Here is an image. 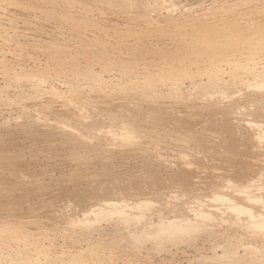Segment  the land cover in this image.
I'll use <instances>...</instances> for the list:
<instances>
[{"label": "rangeland", "instance_id": "1", "mask_svg": "<svg viewBox=\"0 0 264 264\" xmlns=\"http://www.w3.org/2000/svg\"><path fill=\"white\" fill-rule=\"evenodd\" d=\"M261 100L264 0H0V264H264Z\"/></svg>", "mask_w": 264, "mask_h": 264}, {"label": "bare ground", "instance_id": "2", "mask_svg": "<svg viewBox=\"0 0 264 264\" xmlns=\"http://www.w3.org/2000/svg\"><path fill=\"white\" fill-rule=\"evenodd\" d=\"M106 1H107V0H106ZM108 1H109V0H108ZM118 9H120V7H119ZM121 9H122V8H121ZM261 85H262V84H261ZM227 94H228V93H227ZM261 101L264 102V100H261ZM261 101H259L260 104H262ZM254 103H255L256 105H258V101L256 102V100H255ZM101 105H102V104H101ZM263 105H264V104H263ZM263 105H261L262 110H264V109H263ZM244 106H245V105H244ZM259 107H260V106H258V108H257V106H255V108H253L254 110H252V112H251L250 114H249V112H247V110H249V109L247 108V110H246V109L244 108V113L246 112V115H247V114H248V115H251L252 118H253V120H254V117H255L254 115H255V114L257 115V113H255L254 111H255V109H256V110H257V109L261 110V108H259ZM215 108H216V107H215ZM218 108H219V107H218ZM221 108H222V107H221ZM225 108H226V107H225ZM240 108H241V107H240ZM242 108H243V106H242ZM106 110H107V109H106ZM115 110H116V109H115ZM131 110H132V109H131ZM138 110H139V109H138ZM194 110H195V109H194ZM194 110H193V111H194ZM238 110H241V109H238ZM245 110H246V111H245ZM259 110H258V111H259ZM129 111H130V110H129ZM193 111H192V112H193ZM225 111H226V110H225ZM249 111H251V110H249ZM109 112H110V110H109ZM137 112H138V111H137ZM137 112H136V113H137ZM146 112H147V111H146ZM149 112H150V111H149ZM151 112H152V111H151ZM210 112H211V111H210ZM210 112H209V113H210ZM223 112H224V111H223ZM227 112H228V111H227ZM227 112H226V113H227ZM230 112H231V113H234V115H236V112H235V111L232 112V109H231ZM241 112H242V113H240V111H239V112L237 111V115L239 116V113H240V115L244 114V113H243V109H242ZM259 112H260V111H259ZM259 112H258V114H259ZM136 113H135V114H136ZM218 113H219V111H218ZM221 113H222V112H221ZM224 113H225V112H224ZM224 113H223V114H224ZM254 113H255V114H254ZM261 113H262L261 115H263L264 111L261 112ZM132 114H133V113H131V115H132ZM138 114H139V113H138ZM189 114L191 115V113H189ZM193 114H195V113H193ZM193 114H192V116H193ZM223 114H221V115H223ZM228 114H230V113L228 112ZM252 114H254V115H252ZM113 115H114V114H113ZM127 115H128V112H127ZM131 115L125 116L124 119H125L126 121L129 120ZM170 115H171V114H170ZM170 115H169V116H170ZM184 115H185V114H184ZM187 115H188V114H187ZM230 115H231V114H230ZM230 115H229V116H230ZM234 115H233V116H234ZM237 115H236V118L238 117ZM244 115H245V114H244ZM248 115H247V116H248ZM134 116H135V115H134ZM137 116H139V115H137ZM144 116H145V115H144ZM148 116H149V115H148ZM155 116H156V114H155ZM155 116H154V118H155ZM157 116H158V115H157ZM162 116H164V115H162ZM178 116H179V115H178ZM215 116H216V115H215ZM219 116H220V115H219ZM227 116H228V115H227ZM247 116H246V117H247ZM253 116H254V117H253ZM258 116H260V114H259ZM258 116H256V117H258ZM107 117H108V116H107ZM112 117H113V116H112ZM128 117H129V118H128ZM167 117H168V116H167ZM167 117H166V120H167ZM182 117H183V116H182ZM184 117H185V116H184ZM199 117H201V116H199ZM210 117H211V116H210ZM212 117H214V116H212ZM242 117H244V116H242ZM242 117H241V118H242ZM248 117H249V116H248ZM256 117H255V119H256ZM152 118H153V117H152ZM154 118H153V119H154ZM160 118H161V117H160ZM173 118H174V117H173ZM192 118H194V117H192ZM202 118H203V117H201V119H202ZM205 118H206V117H204V119H205ZM214 118H215V117H214ZM225 118H227V117H225ZM225 118H224V119H225ZM244 118H245V117H244ZM261 118H262V117H261ZM263 118H264V117H263ZM133 119H134V117H133ZM168 119H169V118H168ZM187 119H188V118H187ZM196 119H199V118H195V120H196ZM219 119H220V118H219ZM229 119H230V117H229ZM233 119H234V117H233ZM249 119H250V118H249ZM257 119H258V118H257ZM259 119H260V118H259ZM259 119H258V120H259ZM108 120H109V119H108ZM131 120H132V119H131ZM190 120H191V118H190ZM212 120H213V119H212ZM214 120H215V119H214ZM237 120H238V119H237ZM143 121H144V120H143ZM145 121H146V119H145ZM153 121H155V120H153ZM163 121H164V120H163ZM177 121H178V120H177ZM191 121H192V120H191ZM197 121H198V120H197ZM197 121H196V122H197ZM200 121H201V120H200ZM217 121H218V120H217ZM217 121H215V122H217ZM219 121H220V120H219ZM225 121H226V120H225ZM232 121H233V120H232ZM235 121H236V120H235ZM239 121H240V120H239ZM251 121H252V120H251ZM127 122H128V121H127ZM133 122H134V121H133ZM166 122H168V121H166ZM204 122H207V120L204 121ZM204 122H201V124L204 123ZM210 122H211V121H210ZM233 122H234V121H233ZM233 122H230L231 125L233 124ZM28 123H29V122H28ZM128 123H129V122H128ZM208 123H209V122H208ZM142 124H143V123H142ZM149 124H150V123H149ZM157 124H158V123H157ZM187 124H188V122H187ZM235 124H236V123H235ZM150 125H151V124H150ZM191 125H193V124H191ZM202 125H203V124H202ZM209 125H210V124H209ZM224 125H225V124H224ZM228 125H229V124H228ZM228 125H227V126H228ZM236 125H237V124H236ZM236 125H235V128H236ZM28 126H29V125H28ZM148 126H149V125H148ZM173 126H174V125H173ZM193 126H195V125H193ZM200 126H201V125H200ZM211 126H213V125H211ZM219 126H220V125H219ZM227 126H226V127H227ZM229 126H230V125H229ZM26 127H27V126H25V128H26ZM50 127H51V126H50ZM50 127H49V128H50ZM231 127L233 128V127H234V124H233ZM30 128H31V127H30ZM49 128H48V129H49ZM88 128H89V127H88ZM90 128H91V127H90ZM181 128H182V127H181ZM184 128H185V127H184ZM191 128H192V127H191ZM199 128H200V127H199ZM203 128H204V127H203ZM232 128H231V129H232ZM23 129H24V128H23ZM28 129H29V127H28ZM58 129H59V128H58ZM204 129H205V128H204ZM207 129H208V128H207ZM207 129H206V130H207ZM215 129H216V128H215ZM221 129H222V127H221ZM223 129H224V128H223ZM225 129H226V131H227V128H225ZM229 129H230V128H229ZM231 129H230V130H231ZM83 130H84V129H83ZM91 130H92V129H91ZM126 130H127V129H126ZM130 130H131V129H130ZM139 130H140V129H139ZM173 130H174V129H173ZM175 130H176V129H175ZM179 130H180V129H179ZM183 130H184V129H183ZM186 130H187V129H186ZM189 130H190V128H189ZM194 130H195V128H193L192 132H193ZM219 130H220V129H219ZM26 131H27V130H26ZM54 131H56V130H54ZM68 131H69V130H68ZM143 131H144V130H143ZM180 131H181V130H180ZM175 132H177V130L174 131V133H175ZM192 132L190 131L189 133H192ZM199 132H203V131H199ZM218 132H219V131H217V133H218ZM229 132H230V131H229ZM229 132L227 131V133H229ZM232 132H233V131H232ZM234 132H235V131H234ZM52 133H53V132H52ZM64 133H65V132H64ZM66 133H67V132H66ZM129 133H130V131H129ZM189 133H188V135H189ZM195 133H196V132H195ZM195 133H194V134H195ZM207 133H208V131H207ZM211 133H212V132H211ZM224 133H225V132H224ZM54 134H56V133H54ZM166 134H167V133H166ZM181 134H182V133H181ZM186 134H187V133H186ZM194 134H193V136H194ZM220 134L223 135V133H220ZM230 134H231V133H230ZM232 134L235 136V133H232ZM67 135H69V134H67ZM90 135H91V134H90ZM177 135H178V134H177ZM179 135H180V134H179ZM201 135H203V134L201 133ZM204 135H205V134H204ZM64 136L66 137V135H64ZM195 136H196V134H195ZM198 136H199V135H198ZM210 136H211V134H210ZM212 136H213V135H212ZM230 136H231V135H230ZM60 137H62V135H61ZM68 137H69V136H68ZM72 137H73V136H72ZM188 137H189V136H188ZM188 137H186V138H188ZM73 138H74V137H73ZM186 138H185V139H186ZM196 138H197V137H196ZM214 138H215V137H214ZM234 138H235V137H234ZM70 139H71V138H70ZM204 139H205V137L203 138L201 144H203L204 142H206V141H204ZM206 139H207V138H206ZM235 139H236V138H235ZM59 140H60V139H59ZM63 140H64V139H63ZM72 140H73V139H72ZM112 140H113V139H112ZM194 140H195V139H194ZM211 140H212V139H211ZM218 140H220V139H218ZM218 140H217V141H218ZM236 140L239 142V140H241V139H239V140L236 139ZM236 140H235V141H236ZM60 141H61V140H60ZM64 141H65V140H64ZM64 141H63V142H64ZM66 141H67V140H66ZM70 141H71V140H70ZM185 141H186V140H185ZM207 141H208V140H207ZM222 141H223V140H222ZM225 141H226V140H225ZM242 141H243V140H242ZM44 142H45V141H44ZM61 142H62V141H61ZM209 142H210V141H209ZM209 142H208V143H209ZM232 142H233V141H232ZM67 143H68V142H67ZM72 143H73V142H72ZM212 143H214V142H212ZM212 143H211V145H212ZM223 143H225V142L223 141ZM239 143H240V142H239ZM46 144H47V143H46ZM55 144H56V143H55ZM63 144H64V143H63ZM77 144H78V141H77ZM216 144H217V143H216ZM233 144H234V143H233ZM51 145H52V143H51ZM71 145H72V144H71ZM205 145H206V144H205ZM208 145H209V144H208ZM211 145H210V146H211ZM224 145H225V144L222 145L223 148H227V147H224ZM228 145H229V144H228ZM228 145H227V146H228ZM240 145H241V143H240ZM242 145H243V144H242ZM38 146H39V144H38ZM46 146H48V144H47ZM68 146H69V145H68ZM78 146H79V145H78ZM95 146H96V145H95ZM217 146H218V145H217ZM222 146H221V147H222ZM225 146H226V145H225ZM236 146H238V144H236L234 147H236ZM48 147H50V145H49ZM48 147H46V148H48ZM82 147L84 148V146H82ZM199 147H200V146H199ZM230 147H231V145H230ZM230 147H229V148H230ZM241 147H242V146H241ZM51 148H52V147H51ZM77 148H78V147H77ZM79 148H81V146H80ZM83 148H82V149H83ZM207 148H211V147H207ZM219 148H220V147H219ZM223 148H222V149H223ZM231 148H232V147H231ZM238 148H239V147H238ZM70 149H71V148H70ZM73 149H74V148L72 147V150H73ZM82 149H81V150H82ZM90 149H91V148H90ZM90 149H89V150H90ZM198 149H200V148H198ZM203 149H204V148H203ZM213 149H214V148H213ZM87 150H88V148H87ZM89 150H88V151H89ZM214 150H215V149H214ZM216 150H217V149H216ZM216 150H215V151H216ZM223 150H225V149H223ZM233 150H234V149H233ZM67 151H68V149H67ZM76 151H77V150H76ZM88 151H84V152L82 151V152H83V153H86V152L88 153ZM231 151H232V150H231ZM72 152H73V151H72ZM91 152H92V151H91ZM233 152H234V151H233ZM52 153H53V152H52ZM80 153H81V152H79V154H80ZM211 153H212V152H211ZM214 153H215V152H214ZM214 153H212V154H214ZM231 153H232V152H231ZM74 154L76 155L77 153L73 152V155H74ZM212 154H210V155H212ZM7 155H8V153H7ZM71 155H72V153H71ZM77 155H78V154H77ZM77 155H76V156H77ZM81 155H82V154H81ZM83 155H85V154H83ZM215 155H216V154H215ZM227 155H228V154H227ZM4 156H5V155H4ZM9 156H10V155H9ZM64 156H65V155H64ZM76 156H75V157H76ZM79 156H80V155H79ZM88 156H89V155H87V157H88ZM105 156H106V155H105ZM212 156H213V155H212ZM217 156H218V155H217ZM233 156H234V155H233ZM17 157H18V156H17ZM17 157H16V158H17ZM75 157H74V158H75ZM81 157H82V158H86L85 156H84V157L81 156ZM92 157H93V156H92ZM213 157H214V156H213ZM218 157H219V156H218ZM226 157H227V156H226ZM226 157H225V158H226ZM3 158H4V157H3ZM6 158H7V157H6ZM6 158H5V159H6ZM60 158H61V157H60ZM63 158H65V157H63ZM67 158H68V156H67ZM67 158H66V159H67ZM69 158H70V157H69ZM82 158H81V159H82ZM12 159H13V158H12ZM14 159H15V158H14ZM70 159H71V158H70ZM75 159H77V158H75ZM78 159H80V157H78ZM81 159H80V160H81ZM110 159H111V158H110ZM208 159H209V158H208ZM210 159L212 160L211 157H210ZM227 159H228V158H227ZM229 159H230V158H229ZM236 159H237V158H236ZM1 160L3 161L2 158H1ZM10 160H11V157H10ZM17 160H18V159H17ZM17 160H16V162H17ZM64 160H65V159H64ZM107 160H109V159H107ZM211 160H210V162H211ZM217 160H218V159H217ZM231 160H232V159H231ZM231 160H230V161H231ZM237 160H238V159H237ZM205 161H206V160H205ZM223 161H224V160H223ZM4 162H6V161H4ZM4 162H3V163H4ZM12 162H14V161H12ZM12 162H11V163H12ZM16 162H15V163H16ZM81 162H84V160L81 161ZM100 162H101V161H100ZM102 162H103V161H102ZM207 162H208V161H207ZM224 162H226V161H224ZM227 162H228V161H227ZM232 162H233V161H232ZM234 162L236 163V161H234ZM85 163H86V162H85ZM110 163H111V162H110ZM110 163H109V164H110ZM205 163H206V162H205ZM208 163H209V162H208ZM240 163L243 164L242 162H240ZM5 164H6V163H5ZM7 164H8V163H7ZM80 164H81V163H80ZM213 164H214V163H213ZM221 164H222V163H221ZM231 164H232V163H231ZM16 165H17V164H16ZM206 165H207V164H206ZM225 165H226V164H225ZM238 165H239V163H238ZM9 166H10V165H9ZM232 166H234V164H233ZM243 166H244V165H243ZM110 167H111V166H110ZM234 167H235V166H234ZM236 167H237V166H236ZM9 168H10V167H9ZM12 168H13V165H12ZM12 168H11V169H12ZM228 168H229V167H228ZM237 168H238V167H237ZM240 168H241V167H240ZM242 168H243V167H242ZM11 169H10V170H11ZM110 169H111V168H110ZM231 169H232V168H231ZM260 169H261V168H260ZM105 170H107V169H105ZM234 170H235V169H234ZM240 170H241V169H240ZM240 170H239V172H240ZM244 170H247V169H244ZM107 171H108V170H107ZM107 171H106V173L108 174ZM109 171L111 172L112 170H109ZM186 171H187V170H186ZM86 172H87V170H86ZM94 173H95V172H94ZM111 173H112V172H111ZM185 173H186V172H185ZM188 173H189V172H188ZM240 173H241V172H240ZM240 173H239V175H240ZM244 173H245V172H244ZM244 173L242 172V174H244ZM92 174H93V173H92ZM97 174H98V173H97ZM97 174H96V178H98V176H99V174H98V176H97ZM213 174H214V172H213ZM245 174H246V173H245ZM113 175H114V173H113ZM113 175H112V176H113ZM184 175H185V174H184ZM188 175H189V174H188ZM191 175H192V174H191ZM211 175H212V173H211ZM92 176H93V175H92ZM108 176L110 177V174H108ZM112 176H111V177H112ZM115 176H116V175H115ZM173 176H176V174H174ZM181 176H183V173L181 174ZM186 176H187V175H186ZM204 176H206V175H204ZM235 176H236V175H235ZM243 176H245V175H241V176L236 177V178H231V177H229V178H230L229 180H230V181H234V180L242 181V179H240V178H241V177L243 178ZM262 176H263V175H262ZM19 177H20V176H19ZM19 177H18V179H19ZM105 177H106V176H105ZM111 177H110V178H111ZM187 177H188V176H187ZM187 177H186V178H187ZM219 177H220V176H219ZM246 177H247V176H246ZM86 178H87V177H86ZM93 178H95V177H94V176L91 177V179H93ZM106 178H108V177H106ZM110 178H109V179H110ZM113 178H114V177H113ZM113 178H112V179H113ZM174 178H175V177H174ZM180 178H181V177H180ZM188 178H190V176H189ZM188 178L186 179V180H188L187 183H185V180H179L180 185L182 186L181 183H183V184L185 183L184 185H186V184H187V185L190 184V183H189V180H190V179H188ZM204 178H205V177H204ZM213 178H215V176L213 177V175H212L211 180H210V178H209L210 182H212ZM249 178H250V177H248V179H249ZM32 179H33V177H32ZM38 179H39V178H38ZM76 179H77V178H76ZM82 179H83V178H82ZM89 179H90V177L88 178V180H89ZM91 179H90V185H88V186H90V187L93 189V192H94V190H95V192H96V191H98V189H99V190H100V189H103L104 192L101 190L102 195L105 196L104 194H106V196H110V194H111V188L108 186L109 184L106 183V181L104 180V178H103L104 181L101 180L100 182H95V180L91 181ZM101 179H102V178H101ZM109 179H107V182H108ZM199 179H200V178H199ZM218 179H219V178H218ZM227 179H228V178H227ZM243 179H244V178H243ZM1 180H2V179H1ZM24 180H25V179H24ZM35 180H36V179H35ZM54 180H55V183L58 182V180H57V182H56V179H54ZM96 180H98V179H96ZM110 180H111V179H110ZM245 180H246V179H245ZM19 182H20V180H19ZM25 182H26V180H25ZM52 182H53V181H52ZM111 182H112V180H111ZM210 182H209V183H210ZM246 182L248 183V180H246ZM4 183H6V182H4ZM7 183H8V182H7ZM9 183H10V182H9ZM23 183H24V182H23ZM23 183H22V184H23ZM35 183H36V182H35ZM42 183H43V182H42ZM42 183H41V184H42ZM78 183H79V182H78ZM84 183H85V182H84ZM213 183H214V182H213ZM2 184H3V183H2ZM18 184H19V183H18ZM31 184H32V183H31ZM38 184H39V182H38ZM44 184H45V183H44ZM87 184H88V183H87ZM4 185H5V184H4ZM9 185H10V184H9ZM13 185H14V184H13ZM187 185H186V187H187ZM197 185H198V183H197ZM202 185H203V184H202ZM215 185H216V184H215ZM7 186H8V185H7ZM40 186H41V185H40ZM132 186H133V185H132ZM135 186H137V187L135 188L136 191H138L139 189H141L140 187H138L139 184H138V185H134V187H135ZM18 187H20V186H18ZM24 187H25V186H24ZM26 187H27V186H26ZM30 187H31V186H30ZM78 187H79V186H78ZM186 187L184 186L183 188H186ZM188 187H189V185H188ZM201 187H202V186H201ZM217 187H218V186H217ZM246 187H247V186H246ZM11 188H12V187H11ZM35 188H36V187H35ZM35 188H34V189H35ZM38 188H39V187H38ZM76 188H77V187H76ZM79 188H80V187H79ZM85 188H86V187H85ZM88 188H89V187H88ZM34 189H31V190L34 191ZM40 189H41V188H39L38 190H40ZM46 189H47V188H46ZM46 189H43V190H46ZM96 189H97V190H96ZM186 189H187V188H186ZM186 189H185V190H186ZM188 189H189V188H188ZM204 189H205V188H204ZM16 190H17V189H16ZM18 190H19V189H18ZM22 190H23V189H22ZM24 190H25V189H24ZM86 190H87V189H86ZM190 190H191V188H190ZM77 191H78V190H77ZM83 191H84V190H83ZM187 191H188V190H187ZM202 191H203V190H202ZM207 191H208V190H207ZM212 191H213V190H212ZM217 191H218V190H217ZM12 192H13V191H12ZM41 192H43V191H41ZM71 192H72V191H71ZM91 192H92V191H91ZM95 192H94V193H95ZM112 192H113V190H112ZM88 193H89V192H88ZM109 193H110V194H109ZM24 194H25V193H24ZM98 194H99V193H98ZM108 194H109V195H108ZM114 194H116V193H114ZM161 194H162V193H161ZM213 194H216V193H213ZM217 194H219V193H217ZM78 195H79V194H78ZM80 195H81V193H80ZM80 195H79V196H80ZM92 195H93V193H92ZM102 195H101V197H102ZM112 195H113V194H112ZM162 195H163V194H162ZM204 195H205V194H204ZM223 195H224V194H223ZM223 195L221 194V196H223ZM54 196H55V195H53V197H54ZM56 196H57V195H56ZM75 196H76V195H75ZM106 196H105V197H106ZM208 196L210 197V195H207V197H208ZM211 196H212V195H211ZM218 196H219V195H218ZM226 196H228L229 199H231V200L233 201V205L236 207V208H234V206H232V208H234V209H237V208H238V210L241 209V211H242V209H243L244 212H247V214L249 215V218L251 219V220H250L251 223H252L251 225H253V224H254V226H255V225H256V226H258V225H261V226L264 225V217L261 216V213H255V212H253V207H252V206H250V205H244V204H242V203H241L242 205H241L240 203H239V204H238V203H235V204H234V202H235V201H234V198L236 199V197H235V196H230V195H224V197H226ZM253 196H254V195H253ZM76 197H77V196H76ZM81 197H83V196H81ZM86 197H87V196H86ZM96 197H97V196H96ZM159 197H160V196H159ZM159 197H154V198L151 197V199H158ZM162 197L164 198V195H163ZM212 197H213V196H212ZM228 197H226V198H228ZM262 197H264V196H262ZM55 198H56V197H55ZM55 198H54V199H55ZM70 198H71V197H70ZM106 198H107V197H106ZM163 198H159V199L161 200V199H163ZM54 199H53V200H54ZM72 199H74V198H72ZM85 199H86V198H85ZM85 199H84V200H85ZM101 199H102V198H101ZM51 200H52V199H51ZM53 200H52V201H53ZM77 200H78V198H76V201H77ZM79 200H80V197H79ZM46 201H47V200H46ZM158 201H159V200H158ZM41 202H42V201H41ZM78 202H79V201H78ZM43 203H44V202H43ZM48 203H49V202H48ZM51 203H52V202H51ZM85 203H86V202H85ZM35 204H36V203H35ZM42 205H43V204H42ZM46 205H47V204H46ZM51 206H52V204H51ZM246 206H247V207H246ZM36 207H37V206H36ZM31 209H32V208H31ZM180 210H181V208H180ZM239 211H240V210H239ZM178 212H179V211H178ZM181 213H183V212H180V214H181ZM103 214H104V213H103ZM201 214H202L203 216H204V215H207V216H205V217H208V216L211 217L212 215H214V214H216V213L211 212V211H208V212H202ZM217 215H219V214H217ZM181 216H182V215H181ZM214 216L216 217V215H214ZM229 216H230V215H229ZM217 217H218V219H220V216H217ZM227 217H228V216H227ZM213 218H214V217H213ZM188 220H189V219H188ZM173 221H174V220H173ZM198 221H199V220H198ZM198 221H197V222H198ZM158 223H159V222H158ZM168 223H169V224L166 223V224H162V225H160V226H159V224H157V226H159V228L155 227V228L153 229V232H152L153 236H156V235L161 236V235H159V234H161L162 232H163L164 234H165V233H166V234H167V233H169V234H170V233H174V234H176V233L180 232V234H181V233H183V232H185V231L188 232V230H192V231L197 230V229H199V226H200V229H201V227H203V226L205 225L204 223H203V224H204L203 226L201 225L202 223H200V224H199V223H195V224L192 223V224H190V223L187 222V219L181 220L180 222H176V223H172V222H171V223L168 222ZM189 224H190V225H189ZM204 228H206V226H204ZM206 229H207V228H206ZM254 229H255V228H254ZM200 231H201V230H200ZM201 232H202V231H201ZM188 234H189V233H188ZM178 235H179V234H178ZM183 235H184V234H183ZM158 236H157V238H158ZM170 236H171V235H170ZM250 254H252V252H251ZM250 254H249V255H250ZM253 256H254V255H253Z\"/></svg>", "mask_w": 264, "mask_h": 264}]
</instances>
